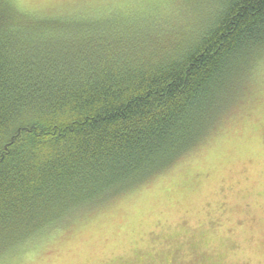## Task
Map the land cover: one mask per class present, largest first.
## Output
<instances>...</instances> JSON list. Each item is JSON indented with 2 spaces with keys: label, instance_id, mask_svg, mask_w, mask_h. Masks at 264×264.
<instances>
[{
  "label": "trees",
  "instance_id": "16d2710c",
  "mask_svg": "<svg viewBox=\"0 0 264 264\" xmlns=\"http://www.w3.org/2000/svg\"><path fill=\"white\" fill-rule=\"evenodd\" d=\"M213 1L175 42L174 25L146 14L150 56L103 25L134 13L36 16L0 2V254L204 139L264 51V0Z\"/></svg>",
  "mask_w": 264,
  "mask_h": 264
},
{
  "label": "rangeland",
  "instance_id": "374dc122",
  "mask_svg": "<svg viewBox=\"0 0 264 264\" xmlns=\"http://www.w3.org/2000/svg\"><path fill=\"white\" fill-rule=\"evenodd\" d=\"M0 2L36 16L134 13L125 19L116 14L117 20L103 25L124 26L139 40L133 53L141 56H150L155 46L146 14L163 18L161 27L174 25L175 42L197 31L218 5L213 0ZM251 65L198 145L140 184L82 207L1 253L0 264H264V51Z\"/></svg>",
  "mask_w": 264,
  "mask_h": 264
}]
</instances>
